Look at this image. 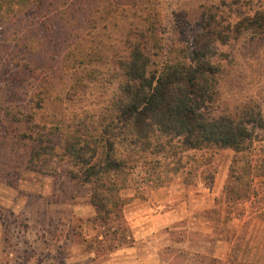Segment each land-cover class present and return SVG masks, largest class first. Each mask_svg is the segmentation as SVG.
Wrapping results in <instances>:
<instances>
[{"label":"rangeland","instance_id":"obj_1","mask_svg":"<svg viewBox=\"0 0 264 264\" xmlns=\"http://www.w3.org/2000/svg\"><path fill=\"white\" fill-rule=\"evenodd\" d=\"M255 14L264 15V0H48L33 17L0 24V103L27 112L36 131L85 110L101 113L117 93L115 63L126 56L132 34L141 29L138 26L153 19L154 30L146 34L152 70L181 49L206 46L220 69L212 115L264 116V34L240 28L243 19ZM66 16L78 36L75 44L71 21L70 32L64 24ZM29 52L34 66L43 70L31 71L13 59ZM80 58L85 59L82 66ZM254 133L247 148L255 160L264 152V140L263 132ZM18 156L22 159L0 150V240L16 254L12 246L28 249L31 242L42 244L46 235L54 253L50 264H66L60 259L67 243L69 257L86 255L67 264H107L110 255L132 242L126 221L130 204L157 192L160 200L171 196L174 201L164 204L162 214L175 208L182 218L180 226H189V231L171 236L189 242L192 250L182 255L186 264H222L211 256L217 241L232 244L226 264L237 263L239 249L240 264H264V176L254 179L255 196L245 202L229 201L224 189L234 159L230 150L179 155V173L159 189L150 190L137 169L131 176L135 185L120 194L126 201L122 228L127 238L113 251L108 243L105 249L91 251L98 232L95 210L89 188L64 176L68 166L49 163L55 172L45 174L28 170L26 156L22 152ZM93 252L94 257H89ZM172 256L165 255L169 260Z\"/></svg>","mask_w":264,"mask_h":264},{"label":"trees","instance_id":"obj_2","mask_svg":"<svg viewBox=\"0 0 264 264\" xmlns=\"http://www.w3.org/2000/svg\"><path fill=\"white\" fill-rule=\"evenodd\" d=\"M47 1L0 0V24L31 18ZM70 18L66 16L64 21L68 32ZM138 27L141 29L132 34L126 56L115 63L117 93L101 113L85 110L69 121L36 131L27 112L0 103V132L5 133L0 136V150L18 159L22 152L30 171L53 174L55 169L49 163L66 164L64 176L89 188L98 230L91 251L105 249L107 243L109 251L116 250L127 238L122 228L126 201L120 194L135 185L131 176L137 169L150 190L159 189L179 173V155L230 150L234 159L224 190L229 201L242 202L255 196L254 179L264 176V152L254 160L247 148L255 130L263 132L264 140V116L248 113L246 118L236 119L211 113L220 72L212 62V52L206 46L181 49L152 70L146 34L154 30L153 19ZM71 28V33H76L72 21ZM240 28L264 34V15L243 19ZM71 38L74 44L78 40L76 34ZM69 48L73 50L71 45ZM29 54L13 59L31 71L43 70L34 66ZM81 60L78 64L82 66L85 59Z\"/></svg>","mask_w":264,"mask_h":264},{"label":"crops","instance_id":"obj_3","mask_svg":"<svg viewBox=\"0 0 264 264\" xmlns=\"http://www.w3.org/2000/svg\"><path fill=\"white\" fill-rule=\"evenodd\" d=\"M160 195L161 193L155 192L143 202L135 201L130 204L126 221L128 222L132 242L110 255L106 260L108 261L107 264H186L185 258L182 255L187 254L188 250H192L189 242L181 243L172 239L171 236L173 237L176 232L182 229L189 231V226H187L188 228L180 226L182 218L175 208H172L166 214H162L165 208L164 204L167 202L168 205H174V201L170 196L167 199L168 201L164 202L160 200ZM43 234L46 233L43 232ZM40 241L42 244L33 242L27 244L28 249L23 248L22 245H18L20 250H24L22 253H19L18 247L12 246V248H16L17 255L12 248L13 251L7 248L5 240H0V263L3 262L5 264V261L10 260L12 261L10 264H50L54 253L49 249L46 235ZM62 245L63 243L61 242L60 246ZM231 246L232 244L226 241H217L214 252L211 254L212 258L218 259L222 264H226L231 253ZM14 254L15 258L13 257ZM166 254L173 256L169 260L166 259ZM61 255L63 258L60 260H63L66 264L81 261L82 255L86 256L83 253L76 258L69 257L68 243ZM94 255V252L89 253V257L93 258ZM236 264H240V249Z\"/></svg>","mask_w":264,"mask_h":264}]
</instances>
